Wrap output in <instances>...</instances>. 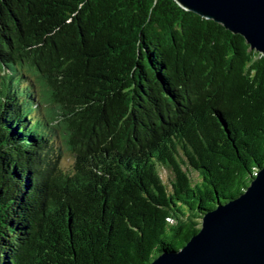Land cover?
I'll return each mask as SVG.
<instances>
[{
  "label": "trees",
  "instance_id": "1",
  "mask_svg": "<svg viewBox=\"0 0 264 264\" xmlns=\"http://www.w3.org/2000/svg\"><path fill=\"white\" fill-rule=\"evenodd\" d=\"M263 168L243 36L175 0H0V264H152Z\"/></svg>",
  "mask_w": 264,
  "mask_h": 264
},
{
  "label": "water",
  "instance_id": "2",
  "mask_svg": "<svg viewBox=\"0 0 264 264\" xmlns=\"http://www.w3.org/2000/svg\"><path fill=\"white\" fill-rule=\"evenodd\" d=\"M175 1L264 54V0ZM152 264H264V168L238 198L207 212L181 250L164 252Z\"/></svg>",
  "mask_w": 264,
  "mask_h": 264
},
{
  "label": "rangeland",
  "instance_id": "3",
  "mask_svg": "<svg viewBox=\"0 0 264 264\" xmlns=\"http://www.w3.org/2000/svg\"><path fill=\"white\" fill-rule=\"evenodd\" d=\"M70 164H71V159L69 157H65L63 160V166L68 167V166H70ZM162 176L166 180L169 175L167 173L163 172Z\"/></svg>",
  "mask_w": 264,
  "mask_h": 264
}]
</instances>
